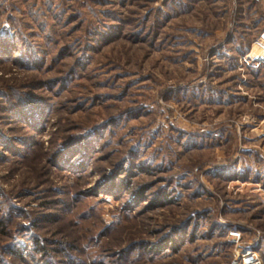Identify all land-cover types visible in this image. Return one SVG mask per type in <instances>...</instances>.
Here are the masks:
<instances>
[{"label":"rangeland","instance_id":"obj_1","mask_svg":"<svg viewBox=\"0 0 264 264\" xmlns=\"http://www.w3.org/2000/svg\"><path fill=\"white\" fill-rule=\"evenodd\" d=\"M263 31L262 0H0V264H264Z\"/></svg>","mask_w":264,"mask_h":264},{"label":"built area","instance_id":"obj_2","mask_svg":"<svg viewBox=\"0 0 264 264\" xmlns=\"http://www.w3.org/2000/svg\"><path fill=\"white\" fill-rule=\"evenodd\" d=\"M262 1L264 4V0H262ZM263 35L264 34H262V36ZM230 235L232 236V239L235 242H238L240 239V236H241L240 232L237 230H232L230 232ZM238 253H239L238 257L240 258L239 264H262V260L259 258V256L256 254V252L251 250V249H242Z\"/></svg>","mask_w":264,"mask_h":264},{"label":"water","instance_id":"obj_3","mask_svg":"<svg viewBox=\"0 0 264 264\" xmlns=\"http://www.w3.org/2000/svg\"><path fill=\"white\" fill-rule=\"evenodd\" d=\"M234 264V263H233Z\"/></svg>","mask_w":264,"mask_h":264}]
</instances>
